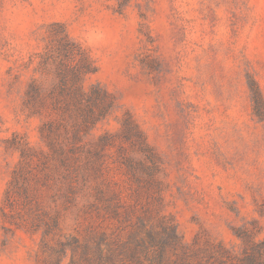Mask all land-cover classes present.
<instances>
[{
  "label": "rangeland",
  "instance_id": "1",
  "mask_svg": "<svg viewBox=\"0 0 264 264\" xmlns=\"http://www.w3.org/2000/svg\"><path fill=\"white\" fill-rule=\"evenodd\" d=\"M248 76L264 98V0H0V264L162 224L176 241L112 264L264 256Z\"/></svg>",
  "mask_w": 264,
  "mask_h": 264
},
{
  "label": "trees",
  "instance_id": "2",
  "mask_svg": "<svg viewBox=\"0 0 264 264\" xmlns=\"http://www.w3.org/2000/svg\"><path fill=\"white\" fill-rule=\"evenodd\" d=\"M251 99L253 102L254 112L259 118L262 119L264 115V98L261 94L259 86L255 79L248 76L247 80ZM104 112H101L100 116ZM97 119V118H96ZM144 226L143 220H140V227ZM139 231L130 232L126 240L116 241V239H107L105 233H101L100 236L94 240L89 238L84 243L83 259L91 264H112L116 257L121 256L131 259L135 262H140L138 258V249L148 253V245L153 247H164L166 244L174 242L178 239L175 227L171 224H162L159 231H154L152 228L145 230V237H137ZM248 238V236H247ZM94 242V257L89 255V250L93 247L89 244ZM105 244L107 247V255H103L101 244ZM116 244V247L114 246ZM147 245V246H146ZM255 246V247H253ZM252 250L244 253L240 258V264H264V256L259 251L258 243L252 245ZM213 256L209 253L208 258Z\"/></svg>",
  "mask_w": 264,
  "mask_h": 264
}]
</instances>
